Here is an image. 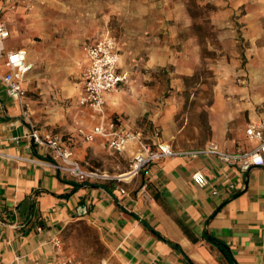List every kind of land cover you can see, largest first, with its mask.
<instances>
[{"label":"crops","instance_id":"1","mask_svg":"<svg viewBox=\"0 0 264 264\" xmlns=\"http://www.w3.org/2000/svg\"><path fill=\"white\" fill-rule=\"evenodd\" d=\"M207 1L217 7L210 24L226 63V81L210 89L184 86L204 57L188 0H0L6 48L24 49L32 64L23 104L0 81L1 264H52V239L79 223L106 251L91 264H264V167L242 170L200 152L257 144L245 127L264 122V0ZM104 34L116 39L118 71L127 73L104 96V120L183 154L129 180L80 181L43 164L49 153L29 137L22 107L41 136L59 137L83 167L96 169L97 158L110 176L124 173L130 148L114 153L80 132L101 120L78 100L84 47ZM109 155L126 166L108 167ZM196 172L205 185L192 180Z\"/></svg>","mask_w":264,"mask_h":264},{"label":"built area","instance_id":"2","mask_svg":"<svg viewBox=\"0 0 264 264\" xmlns=\"http://www.w3.org/2000/svg\"><path fill=\"white\" fill-rule=\"evenodd\" d=\"M9 36L10 31L6 23L0 20V65L5 67L3 72L0 71V81L10 98L23 104L26 96L23 78L31 69L32 64L27 61L24 49L9 50L6 48L5 42ZM84 52L87 61L82 71L83 92L78 102L80 105L90 107L95 114L101 117V120L90 130L86 132L80 130V132L84 140L88 142L93 141L97 136L105 139L107 148L114 153H121L130 148L131 158L128 168L124 173L112 177L106 172L83 167L72 149L64 145L59 137L52 134L41 136L28 111L22 107V115L30 126L29 137L33 143L44 147L49 153L50 160L43 164L80 181L99 179L122 181L132 179L147 165L157 160L183 154L165 143L152 146L144 141L138 131L127 129L113 120H104V96L116 91L119 85L126 80L127 73L118 71L119 55L116 39L109 34H104L96 41L85 45ZM245 136L250 141H257V144L249 150H238L232 153L210 147L200 152L213 154L224 163L237 164L242 170L264 167V122H249L245 127ZM192 180L198 185L206 184L205 177L199 172L192 175ZM52 245L55 248L52 264H90L84 259L64 253L58 237L52 239Z\"/></svg>","mask_w":264,"mask_h":264},{"label":"rangeland","instance_id":"3","mask_svg":"<svg viewBox=\"0 0 264 264\" xmlns=\"http://www.w3.org/2000/svg\"><path fill=\"white\" fill-rule=\"evenodd\" d=\"M10 8L12 9L13 6L11 5ZM216 9L217 7L207 0H188V10L194 19L197 30L199 31V38L203 42L202 54L204 57L198 71H196L190 79L184 82V86L186 87L210 89L211 87H214V85L216 86L219 82L226 81V78H222L224 75L223 73L225 72L223 68L226 64L225 59L222 57L218 59V54L225 53V50L218 47L214 42L216 39V32L210 24L211 14ZM8 43L15 45L16 41L13 38H10ZM248 51L249 48L246 43V57ZM200 98L202 99V103H209L210 101L209 95H203L200 96ZM91 162L93 168H96L99 171L106 170L111 174L110 168L105 169L100 167L99 159L96 158V160ZM115 163H120L121 167L126 166L127 164L122 156L109 155L108 167L110 164L113 165ZM59 241L64 253L84 259L90 264L98 262L106 254L102 244L99 242L97 233L82 223H79L78 226H68L65 229L62 238L59 237Z\"/></svg>","mask_w":264,"mask_h":264}]
</instances>
